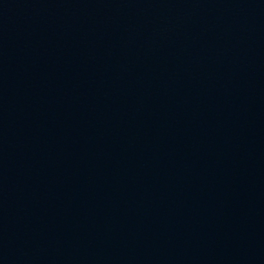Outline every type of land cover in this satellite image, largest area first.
Returning <instances> with one entry per match:
<instances>
[{
    "label": "water",
    "instance_id": "obj_1",
    "mask_svg": "<svg viewBox=\"0 0 264 264\" xmlns=\"http://www.w3.org/2000/svg\"><path fill=\"white\" fill-rule=\"evenodd\" d=\"M0 264H264V0H134L0 86Z\"/></svg>",
    "mask_w": 264,
    "mask_h": 264
}]
</instances>
